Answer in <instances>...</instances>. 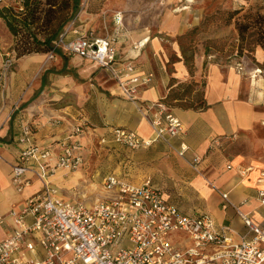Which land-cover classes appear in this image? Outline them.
Masks as SVG:
<instances>
[{"label": "crops", "instance_id": "0c3cea01", "mask_svg": "<svg viewBox=\"0 0 264 264\" xmlns=\"http://www.w3.org/2000/svg\"><path fill=\"white\" fill-rule=\"evenodd\" d=\"M126 10L124 6L114 12L105 6L95 14L81 11L75 22L80 23L78 27L83 32L112 40L114 61L132 60L136 65L140 63L137 65L139 73H152L150 81L141 86L138 105L121 95L106 69L98 67L90 59L64 52L66 57H63L61 69L47 71L50 73L47 96L57 99L35 112L21 109L17 117L0 125V214L7 215L12 208L20 212L26 200L43 187L42 182L30 173H26V176L31 177V182L21 191L10 179L11 166L18 162L19 152L24 146L17 138L22 133L23 124H28V140L38 145L55 147L57 142L72 135V139L79 141L83 155H89L91 149L94 150L93 155H101V148L108 147L106 150L111 149L109 155H121L122 152L130 155L132 160L128 162L133 166L139 161L147 163L148 171L158 180L157 184L151 179L153 184L162 189L167 202L187 214H207L215 228L224 225L231 227L232 240L236 242L239 234H244L247 228L235 208L221 197L220 192L227 193L242 212L264 225V204L258 198V189L264 187V157L253 156L264 155V91L261 83L249 75L248 80L231 66L223 68L210 64L206 75V106L202 109L171 108L172 113L181 120L183 131L170 141L177 147L182 142L186 144L184 155L180 156L160 142L146 149L129 150L113 140L111 128L126 127L145 138L153 135L150 117L155 108H151V104L160 100L168 80L186 79L188 72L178 58L172 62L170 72L166 68L167 55L162 34L170 32L172 15H167L163 23L147 20L144 24L129 28ZM117 14L120 18L118 25L115 23ZM107 24L111 25V32L105 30ZM58 54H61L60 50L55 53V59ZM42 57L35 53L27 56L26 61L33 62ZM68 57H72L71 63ZM74 64L81 77L89 76L88 80L94 83L101 80V91L94 93L90 87L91 94L85 93V84L75 80L68 71ZM109 82H112L110 87L103 85ZM77 125L81 126V132L72 134V129ZM240 132L252 135L253 151L222 155L218 143L224 142L227 135ZM133 157L136 162H133ZM196 157L200 158L199 172L190 165V161ZM135 158H139V161ZM155 161L158 163L155 164ZM244 167H249V171L241 176L239 171ZM111 173L116 174H107ZM81 175V170L59 168L50 180L61 196L78 197L80 193L72 189L80 182ZM10 224L11 220L7 219L0 226V237L8 234ZM247 236H250L249 233Z\"/></svg>", "mask_w": 264, "mask_h": 264}, {"label": "built area", "instance_id": "2783aa9c", "mask_svg": "<svg viewBox=\"0 0 264 264\" xmlns=\"http://www.w3.org/2000/svg\"><path fill=\"white\" fill-rule=\"evenodd\" d=\"M115 16L119 23L118 14ZM75 21L76 16L69 26ZM72 29L76 35L66 39L65 29L47 58H54L60 49L94 61L108 71L121 95L138 105L141 86L150 81L152 73H139L132 60L114 61L115 49L107 37L83 33L75 26ZM11 64L8 59L3 63L2 77ZM150 107L155 108L150 117L153 135L145 138L118 126L110 130L113 140L137 150L158 141L169 143L180 135L182 122L171 108L160 100ZM29 132V125L23 124L17 140L24 146L18 162L11 166V183L21 191L31 182L26 176L30 173L43 187L26 200L20 212L12 208L7 215L0 214V226L11 220L8 234L0 237V264H264V225L242 212L227 193L220 195L247 228L236 242L231 227L215 228L207 214H187L167 202L150 176L133 183L107 174L102 187L108 195L92 203L82 194L63 197L50 177L59 168L75 171L83 165L85 155L79 141L70 135L55 147L43 146L29 141ZM72 132H81V126ZM186 149L182 142L177 153L183 156ZM199 162V157L190 161L196 172ZM248 171L249 167H244L239 173L244 176ZM258 198L264 204V187L258 189Z\"/></svg>", "mask_w": 264, "mask_h": 264}, {"label": "rangeland", "instance_id": "374dc122", "mask_svg": "<svg viewBox=\"0 0 264 264\" xmlns=\"http://www.w3.org/2000/svg\"><path fill=\"white\" fill-rule=\"evenodd\" d=\"M0 6L10 8L16 14L24 9L23 0H2ZM105 6L114 12L125 6L129 28L144 24L147 20L163 23L167 15H172L168 29L170 32L162 34L163 48L167 55L166 68L170 72L172 62L178 58L184 63L188 77L183 80L177 78L168 80L162 96L167 95L171 89L182 93V100L170 101L171 103L196 105L198 98H203V94L205 97L206 75L210 64H217L223 68L231 66L248 80H250L248 75L255 77L260 81L264 91V0H80L76 18L81 11L95 14L102 11ZM78 24L80 23L76 22L74 26L79 30ZM74 26L70 27L69 23L65 25L66 39L76 35L72 29ZM105 30L111 32V25L107 24ZM79 31L83 32V29ZM136 42L139 44V41ZM258 50L261 51L260 54ZM20 51L21 35L11 34L4 20L0 18V125L7 124L10 119L17 117L21 109L26 108L30 112L31 110L35 112L36 109H42L53 102V99H57H50V96H47L50 84V73L47 71L61 69L63 57H66L63 55L64 51L60 50L61 54L57 55V59L51 60L47 58L48 52H38L43 57L33 62L26 61V57L35 52L18 55ZM7 59L12 64L2 77L1 67ZM67 60L71 63L72 57H68ZM70 67L71 69H68L70 75L85 84V93L90 95L91 88L94 93L101 91V80L94 83L93 80H88L89 76L82 78L75 64ZM101 79L103 80L102 77ZM170 83L172 85L169 90ZM103 85L110 87L112 82ZM158 142L177 152L178 147L174 142ZM252 142L250 133H233L227 135L224 142L218 143L219 152L228 156L250 152L253 151ZM106 148L108 147L99 150L101 155H93L94 150L91 149L90 154L85 155L83 165L76 169L81 170L82 175L79 178L80 182L75 184L72 190L78 191L80 195L84 194L87 203L108 195L102 187V179L109 172H115L132 182H141L144 177L150 176L158 184L154 174L148 171L147 163H141L139 158H135L139 161L136 162L134 155L133 162H136V166H133L128 162L132 160L130 155H125L124 152L121 155H109L111 149ZM156 163L158 162L155 161Z\"/></svg>", "mask_w": 264, "mask_h": 264}, {"label": "trees", "instance_id": "16d2710c", "mask_svg": "<svg viewBox=\"0 0 264 264\" xmlns=\"http://www.w3.org/2000/svg\"><path fill=\"white\" fill-rule=\"evenodd\" d=\"M23 6V11L18 14L12 12L10 8L0 6V18L4 20L10 33L15 36L21 35L22 51L18 55L52 50L54 42L65 31V25L76 16L80 8V0H23ZM59 50L57 49L55 52H59ZM169 85L170 90L172 83ZM180 100H182V93L175 89H171L167 95L160 98V101L169 108H172L171 105L182 109H202L206 106L204 94L203 98L197 99L196 105L193 103L180 105L170 102Z\"/></svg>", "mask_w": 264, "mask_h": 264}, {"label": "bare ground", "instance_id": "6f19581e", "mask_svg": "<svg viewBox=\"0 0 264 264\" xmlns=\"http://www.w3.org/2000/svg\"><path fill=\"white\" fill-rule=\"evenodd\" d=\"M258 53L260 54V53H261V51H260V50H258ZM257 70H259V69H257Z\"/></svg>", "mask_w": 264, "mask_h": 264}]
</instances>
